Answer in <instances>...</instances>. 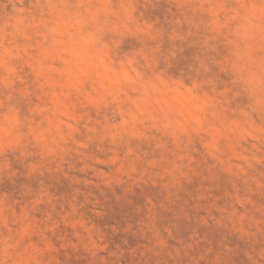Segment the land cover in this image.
Here are the masks:
<instances>
[{"label": "rangeland", "instance_id": "obj_1", "mask_svg": "<svg viewBox=\"0 0 264 264\" xmlns=\"http://www.w3.org/2000/svg\"><path fill=\"white\" fill-rule=\"evenodd\" d=\"M0 264H264V0H0Z\"/></svg>", "mask_w": 264, "mask_h": 264}]
</instances>
